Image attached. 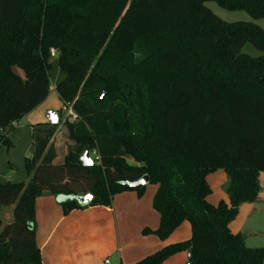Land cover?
Wrapping results in <instances>:
<instances>
[{
    "label": "trees",
    "instance_id": "trees-1",
    "mask_svg": "<svg viewBox=\"0 0 264 264\" xmlns=\"http://www.w3.org/2000/svg\"><path fill=\"white\" fill-rule=\"evenodd\" d=\"M208 1L264 17V0H0V128L46 99L52 57L64 73L54 91L78 116L64 120L72 144L61 164L53 163L58 119L33 134L30 181L0 183V207H12L11 221L0 218V264H42L34 218L43 191L66 215L108 206L126 190L140 196L144 185L125 182L143 175L157 184L159 216L144 232L164 240L188 221L190 237L132 264H161L184 250L190 264H264V247L246 246L228 227L241 203L259 199L264 29L224 21ZM247 44L261 54L243 51ZM84 149L99 162L83 166ZM217 169L228 202L214 205L206 176Z\"/></svg>",
    "mask_w": 264,
    "mask_h": 264
},
{
    "label": "crops",
    "instance_id": "crops-1",
    "mask_svg": "<svg viewBox=\"0 0 264 264\" xmlns=\"http://www.w3.org/2000/svg\"><path fill=\"white\" fill-rule=\"evenodd\" d=\"M45 101L25 117L31 115ZM40 126L42 125L39 124L36 128ZM58 134L57 128L52 138L56 152L54 164H61L63 161L65 151H62V144H71L67 134L64 141L59 142ZM225 178L226 174L222 169L206 176L211 189L207 196L209 202L212 201V195L219 191V185L223 184ZM257 178L260 186L259 199L241 203L236 217L228 224L231 232L242 234L245 244L264 237V171H260ZM129 202L134 205L131 209L126 208ZM150 204L149 200L137 195L135 191H128L115 195L108 206L74 209L63 215L53 195L43 191L35 200L34 218L35 242L42 264H104L106 259L108 264H132L165 244L179 241L180 239H175L172 235L177 233L184 222L164 240H160L154 233L144 232L145 229L155 230L159 221V216L157 219L155 209ZM144 213L149 218L144 217L136 226L134 223L130 225L131 221L134 222V215ZM189 237L190 227L184 240ZM250 244L247 245L256 247ZM187 253L188 251L175 253L161 264H186Z\"/></svg>",
    "mask_w": 264,
    "mask_h": 264
},
{
    "label": "rangeland",
    "instance_id": "rangeland-1",
    "mask_svg": "<svg viewBox=\"0 0 264 264\" xmlns=\"http://www.w3.org/2000/svg\"><path fill=\"white\" fill-rule=\"evenodd\" d=\"M205 6H207L217 17L221 18L224 21L227 22L251 21L257 24L258 26H260L262 29H264V17L259 19H253L243 10H233V11L226 10L219 7L215 2L212 1L205 2ZM243 51L249 53L252 56H257L261 54V52L257 51L255 48L251 47L248 44L243 47ZM63 78H64V73L58 67L56 63V59L52 57L50 59V69H49L50 91L45 99L46 101L31 115L27 117L23 116L18 121H15V124L13 126L9 124L5 128H0V138L4 136L8 140L7 143L0 142V183H8V182L27 183L30 181L31 173L30 174L28 173L25 164L27 158L32 157L33 148H34L33 134L36 130V127L39 124H44L47 122L46 114L49 110L56 111L58 113V117H59V124L57 126L59 132L58 138H59V142H62V140L64 141L65 136L67 134L64 126L65 117L64 114L60 111L61 101L59 100L56 92L54 91V86L56 85V83ZM69 145L67 143L62 144L61 148L63 152L65 151V154L67 152ZM59 153H61L60 150ZM127 159L129 161L132 160L131 158H127ZM226 180L227 177L225 178L223 184L219 185V191H217L212 195V197L210 198L212 201L209 203L216 205L220 201L228 202L227 195L224 191ZM156 188H157V184L147 183L144 185L142 193L140 195L143 198H145V200L150 201L151 207H152V198L156 191ZM128 191H134V190H126L123 192H128ZM131 207H134V205H132L130 202L126 204L127 209H131ZM155 216L158 219V214L156 211H155ZM134 217H135L133 220L134 222L131 221L130 225L134 223V225L136 226L144 217L149 218V215L147 213H144V215H134ZM0 218L3 224L11 221L12 207L9 206L0 207ZM183 222L184 223H182L181 227H179L177 233H175V235H172L173 238L180 239L177 242L187 240V239L184 240V237L185 234L187 235V230H189L190 225L188 221H183ZM157 223H159V221H157ZM246 243L248 245H251L250 243H252L253 245H256V247H260V246L264 247V237H260L258 240H254V241H247ZM247 244L245 245L248 246ZM109 260H111L110 256H109Z\"/></svg>",
    "mask_w": 264,
    "mask_h": 264
},
{
    "label": "water",
    "instance_id": "water-1",
    "mask_svg": "<svg viewBox=\"0 0 264 264\" xmlns=\"http://www.w3.org/2000/svg\"><path fill=\"white\" fill-rule=\"evenodd\" d=\"M103 96L104 95H102L100 97V99H102ZM46 118H47V122L50 125H57L58 124L59 117H58V113L56 111L49 110L47 112V114H46ZM79 160L81 161L83 166H89V165H91L93 163L92 159L90 158L88 149H84L83 150L82 154L79 157ZM147 183H148V177H147V175H143L139 179L134 180L132 182H125V185L130 187V188H134V187L143 186V185H145ZM89 199H91V195L90 194H87L86 196L80 198V200L82 202H86ZM186 264H190V261H187Z\"/></svg>",
    "mask_w": 264,
    "mask_h": 264
},
{
    "label": "built area",
    "instance_id": "built-area-1",
    "mask_svg": "<svg viewBox=\"0 0 264 264\" xmlns=\"http://www.w3.org/2000/svg\"><path fill=\"white\" fill-rule=\"evenodd\" d=\"M55 54V50L52 48L50 49V55L51 56H54ZM60 111L64 114V120H69V121H77L78 120V116L77 114L73 111L72 107L69 105V104H63L60 108ZM15 124V122H11V125L13 126ZM93 157V159L96 161V162H99L100 158H99V155L98 153L93 150L91 155H90V158ZM92 159V158H91ZM189 253H187V256L189 257ZM104 264H108V260H104Z\"/></svg>",
    "mask_w": 264,
    "mask_h": 264
}]
</instances>
